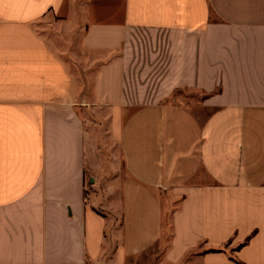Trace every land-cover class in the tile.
<instances>
[{
    "label": "crops",
    "instance_id": "1",
    "mask_svg": "<svg viewBox=\"0 0 264 264\" xmlns=\"http://www.w3.org/2000/svg\"><path fill=\"white\" fill-rule=\"evenodd\" d=\"M163 196L153 264H264V0H0V264H152Z\"/></svg>",
    "mask_w": 264,
    "mask_h": 264
},
{
    "label": "rangeland",
    "instance_id": "2",
    "mask_svg": "<svg viewBox=\"0 0 264 264\" xmlns=\"http://www.w3.org/2000/svg\"><path fill=\"white\" fill-rule=\"evenodd\" d=\"M106 135L107 134L105 131L101 132V135H100L101 139L99 140V146H100V150H103L105 153L108 154L110 149L106 146L107 143L104 141V139L107 138ZM102 138H104V139H102ZM103 143H104V145H102ZM108 156H109V154H108ZM87 185H89V184H87ZM162 204H163V213H164V225H163V231H162V236H161L160 248H158L159 245H156L155 247L150 249L148 251V253H146V255H144L143 257L138 259L139 261L149 262L152 264L158 263V261L160 260V254H161L162 248L168 242V239L170 236V231H169L170 215H171L172 210H174L176 208L177 204L174 201H169V199L166 198V196L162 197ZM152 252H155V254L154 253L152 254ZM149 256H151V257H149ZM189 261H191L190 257L187 256L184 260H182V262L180 264H188Z\"/></svg>",
    "mask_w": 264,
    "mask_h": 264
}]
</instances>
